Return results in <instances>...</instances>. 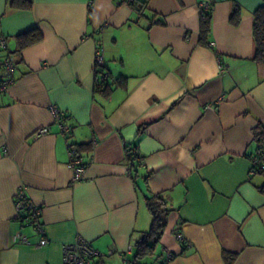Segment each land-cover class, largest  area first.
<instances>
[{"label":"crops","instance_id":"0c3cea01","mask_svg":"<svg viewBox=\"0 0 264 264\" xmlns=\"http://www.w3.org/2000/svg\"><path fill=\"white\" fill-rule=\"evenodd\" d=\"M30 1L0 0V80L6 52L16 65L0 92V264H64V246L79 237L102 252L95 264H124L151 227L147 192L170 210L143 264H264V172H252L264 128L253 26L264 0H149L150 18L129 0ZM205 1L211 47L200 43ZM36 27L42 39L20 49L17 35ZM102 69L105 94L95 91ZM70 145L87 164L75 182ZM128 148L143 156L146 182L134 178ZM19 188L41 207L44 233L20 218Z\"/></svg>","mask_w":264,"mask_h":264},{"label":"trees","instance_id":"16d2710c","mask_svg":"<svg viewBox=\"0 0 264 264\" xmlns=\"http://www.w3.org/2000/svg\"><path fill=\"white\" fill-rule=\"evenodd\" d=\"M148 1L149 0H129V4L132 5L139 17L150 18L147 8ZM10 5L14 8H30L32 6V2L30 0H10ZM211 15V8L205 9L202 7L200 14V43L201 45L207 47H211ZM231 20L234 24L239 22L240 16L238 10L232 15ZM253 33L256 44L254 59L259 64L264 65V6H261L255 12ZM42 36L43 35L41 31L37 27L17 35L19 40V48L24 49L39 42L42 39ZM0 50L7 51V49ZM5 55L11 57L10 52H6L4 56ZM99 73H102V75L100 77L98 76L97 78L95 91L102 94L108 93L111 90V83H108L106 78H104L105 73L103 69L97 71V75H99ZM255 133L256 139L259 142L258 149L261 150V154L264 157V128L261 125L258 126ZM127 159L133 171L134 178L139 179L142 177V179H144L146 182L149 174L142 175L140 173V168L143 165V156L137 151V149L128 148ZM260 191L264 193V186L260 187ZM145 198L148 209L152 216V223L149 230L145 231L142 236L136 240V251L133 257L136 259L138 264H143L141 259L153 254L155 246L160 240L166 227L170 210L166 199L160 194H151L150 192H147ZM20 218L23 221V218ZM224 256L228 260L235 259L234 254L227 252L224 254Z\"/></svg>","mask_w":264,"mask_h":264},{"label":"built area","instance_id":"2783aa9c","mask_svg":"<svg viewBox=\"0 0 264 264\" xmlns=\"http://www.w3.org/2000/svg\"><path fill=\"white\" fill-rule=\"evenodd\" d=\"M92 3V1L90 2ZM201 6L205 9L211 8V3L208 1L202 2ZM0 49L6 50L8 49L7 37L2 36L0 38ZM95 64L96 68L104 66V56L103 51L100 47L96 49L95 54ZM2 65L4 67V75L0 80V92L6 91L16 80V65L12 57L5 55L2 58ZM105 78V75H104ZM52 111L55 116L56 122H58L64 132L70 130L67 124L61 123L62 111L54 106ZM50 130L49 127L40 128L36 131V135L40 136L45 133H48ZM69 153L71 157V168H72V181H78L85 177V171L87 164L83 161V158L79 154L77 147L75 145H70ZM253 173L264 172V157L261 154V150L258 149L256 155L253 156ZM15 206L16 210L20 217L23 218V222L29 225H33L40 232L44 233V227L41 223V215L42 209L40 206L36 205L32 200H30L24 191V188H19L18 192L15 195ZM176 237L179 240H184V236L180 233L176 234ZM48 243V239L43 237L38 246H44ZM188 245V242H186ZM135 252L130 251L128 257L125 259L124 264H138L136 259L133 257ZM102 255V252L95 249L92 244H90L87 240L79 237L77 240L71 244H66L64 246V264H95L93 259L96 256ZM174 257L173 252H169L167 256V260H170Z\"/></svg>","mask_w":264,"mask_h":264}]
</instances>
